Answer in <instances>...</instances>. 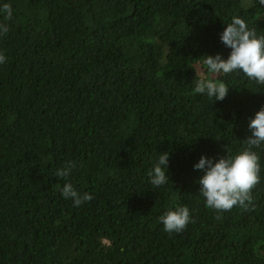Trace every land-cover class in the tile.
I'll return each mask as SVG.
<instances>
[{
  "label": "trees",
  "instance_id": "1",
  "mask_svg": "<svg viewBox=\"0 0 264 264\" xmlns=\"http://www.w3.org/2000/svg\"><path fill=\"white\" fill-rule=\"evenodd\" d=\"M0 264H264V147L252 203L219 213L200 195L202 156L246 147L264 85L225 60L234 16L264 35L259 0H0ZM224 82L223 101L193 92ZM169 153L166 184L150 170ZM75 162L67 178L55 176ZM71 182L94 199L79 207ZM247 203V202H246ZM187 206L177 233L160 217ZM194 221V222H193Z\"/></svg>",
  "mask_w": 264,
  "mask_h": 264
},
{
  "label": "clouds",
  "instance_id": "2",
  "mask_svg": "<svg viewBox=\"0 0 264 264\" xmlns=\"http://www.w3.org/2000/svg\"><path fill=\"white\" fill-rule=\"evenodd\" d=\"M264 5V0H259ZM3 13V20L12 18V6L4 3L0 7ZM8 25L0 23V35L8 32ZM221 42L232 49L227 60L220 54L215 56L206 55L203 63L209 73L229 74L234 71H242L250 80L264 85V35H257L255 29H250L244 19L234 16L231 23L227 24L225 30L220 34ZM6 62V56L0 53V64ZM193 92L206 94L210 99L223 101L229 88L224 82H216L203 77L195 79ZM251 135L244 140L246 147L235 156L230 155L227 148V155L218 161L202 156L194 165L197 170H205V175L200 179V195L206 199V205L217 211L216 219H221L219 213L231 210L233 206L239 205L247 209L252 203V189L260 181L259 155L254 149L264 147V107L250 119L248 125ZM169 163V153L163 152L158 161L150 170L151 184L160 187L167 183L169 176L166 174ZM75 162H66L64 167L55 172V176L67 178L70 175ZM65 199L74 201V206L79 207L85 202H90L94 197L89 193L81 195L72 185L66 183L61 189ZM247 202V203H246ZM164 225V231L168 233L181 232L191 221L190 210L187 206L171 208L160 217ZM194 222V221H193Z\"/></svg>",
  "mask_w": 264,
  "mask_h": 264
}]
</instances>
